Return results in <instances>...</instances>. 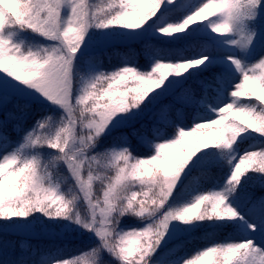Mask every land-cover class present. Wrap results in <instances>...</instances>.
Segmentation results:
<instances>
[{"label": "snow or ice", "instance_id": "snow-or-ice-1", "mask_svg": "<svg viewBox=\"0 0 264 264\" xmlns=\"http://www.w3.org/2000/svg\"><path fill=\"white\" fill-rule=\"evenodd\" d=\"M205 12L217 14L198 22ZM261 13L264 0H152L151 6L144 0H112L107 8L87 0H0V73L10 78L0 79V109L15 90L39 93L63 113L59 121L44 116L26 130L23 120L30 104L17 99L0 117V220L40 212L50 220H71L96 237L95 247L57 264H106L104 254L115 264H264V195L250 190L264 187V150L246 151L235 161L227 151L213 150L232 148L244 132L264 136V55L243 63L251 55L249 46L255 48L260 39L256 18ZM90 28L129 30L127 35L143 41L150 71L125 63L105 72L97 70L98 62H86L87 72L95 74L74 91V77H81L77 53L84 51L82 44L87 47ZM23 31L52 43L30 47L16 42ZM225 41L235 47L225 48ZM162 65L168 70L161 71ZM236 73L239 82L234 83ZM249 86L254 90L247 91ZM167 97L171 102L162 104ZM145 116L151 123L134 127ZM200 120L209 122L207 135L182 147L189 134L184 129L194 124L191 131L198 132ZM10 124L18 138L10 137ZM124 127L130 129L128 135L114 136L110 146L98 149L102 137ZM221 130L224 142L218 141ZM129 136L155 154L137 158ZM44 149L54 154L45 155ZM242 158L251 161L247 168L237 167ZM61 164L74 178L77 194L59 191L56 170ZM106 169L115 175H104ZM249 173L255 179L246 187L241 182L252 179ZM198 176L220 190L194 194L200 185L192 181ZM95 181L103 184L102 199L93 197ZM154 188L158 198L152 196ZM79 194L88 204L86 215L78 210ZM221 200L223 215L216 208ZM186 212L199 218L186 219ZM126 215L147 223L139 230H120ZM205 220L220 221L214 227L230 229L237 238L206 246L192 260L177 255L178 245L164 247L166 235L169 240L185 235L180 224ZM171 221L180 224L170 229Z\"/></svg>", "mask_w": 264, "mask_h": 264}, {"label": "rangeland", "instance_id": "rangeland-1", "mask_svg": "<svg viewBox=\"0 0 264 264\" xmlns=\"http://www.w3.org/2000/svg\"><path fill=\"white\" fill-rule=\"evenodd\" d=\"M88 3L96 4L101 7L107 8L108 4L112 2V0H87ZM118 2V0H117ZM138 3L142 2V0H137ZM163 2V0H162ZM204 3L209 2V0H203ZM208 11H211L209 9ZM217 13H213V16H215ZM213 16H208L207 12L201 15V17L198 18V22H206L207 19L213 18ZM257 27L259 28L260 33V39L256 41V47L251 49V55H249L244 61V64H251L255 60L259 59V55H264V13H261L256 18ZM249 23L245 22L244 25V31L247 32L249 30ZM138 31V30H137ZM129 30L123 29V28H109V29H95L90 28L88 34L85 37V40L87 41V47H85L82 44V49L84 51L78 52L77 56L79 57V67L81 70V77H74L73 81V89L74 91L78 90L83 83V80H86L89 78L90 75H94L95 73H88L86 70V62H92V63H99L98 71H113L117 68L124 66L125 63L134 66L136 63V59L132 57L131 58H123L122 63L119 66H115L114 68L107 67L103 65L100 60L96 59V55L98 52L105 50L111 46L114 45H138L139 43L143 42L140 39H137L133 36L127 35ZM176 35H183L176 34ZM230 38L235 39L236 35L230 34ZM166 41L172 40V37H165ZM14 40L16 42L23 41L25 45H28L30 47H39V46H49L52 42L45 40L43 37L36 35L30 31H23L19 32L15 37ZM255 40V38H254ZM175 43H180L179 41H176ZM225 48H233L234 45H231L227 43V41L224 42ZM91 57V60L89 59ZM162 62H171L169 60H165ZM152 61L149 59L147 60V63L141 64L138 66L140 68L139 70H148L150 71V64ZM74 64L76 62L74 61ZM214 67H218V65H214ZM232 71L235 73V69L233 67ZM236 79L233 81L239 82V74L236 73ZM0 79H10L5 76L4 73H0ZM79 81V83H77ZM15 83V82H14ZM133 84H129V87H133ZM23 87L22 85L20 86ZM118 91L121 89H117ZM254 89L249 86L247 91L251 92ZM14 94L11 97V100L5 103L4 107L0 109V117L8 112L9 108L12 107V104H14L17 99L20 100L21 103H29L30 104V110H34L35 115L30 120V123L28 126H26L27 129H31L33 125L36 123L38 119H41L44 116H52L54 121H59V118L63 114L61 110L53 105H50L47 100H45L43 97L39 95V93H34L31 95H25L23 93L16 92L13 90ZM171 98V97H167ZM243 98H246L243 100ZM247 97H241V100L243 102H247ZM253 103H258L254 98H252ZM39 112L43 115H38ZM76 115L78 116L79 113L77 112ZM213 118H216L213 114ZM145 120H149L147 116H145L143 119L138 120L136 124H141ZM198 124L201 125L202 128L208 127V121L207 120H200L197 121ZM134 125V126H135ZM192 127H195V125H190L189 127H186L184 131L189 133L185 136V144L182 145V147H187L188 145H191L192 143L196 142L198 139L202 138L199 136H196V133H192L191 129ZM13 132H17L15 128L12 125ZM86 129H84V132L86 133ZM130 129L127 127L120 128V129H114L110 134H106L101 139V144H99L97 147L99 150H102L105 147H108L112 144V139L110 141H107V139L111 136L116 134H129ZM171 131V130H169ZM201 133H199L200 135ZM207 133H204L203 136H206ZM199 137V138H198ZM171 138H175V136H172ZM129 139H131V136H129ZM246 141L244 144H242L239 149H237L235 146L238 142ZM139 142V141H138ZM156 142H166L165 140H159ZM256 150H264V136L258 135L255 132H244L241 134V136L237 139L235 144L230 149H224L222 151H227L229 155L233 158L235 161L239 158V156L243 155L246 151H256ZM171 154H176V149H168L166 150ZM217 153L222 152L218 150H214ZM155 154V153H154ZM2 158V157H0ZM221 166L223 169L227 170L229 168V165L226 161H221ZM66 167V165H65ZM68 171V170H67ZM67 178L69 180L68 182V188L67 190H64L61 186L59 191L61 193L65 194H77L79 192L78 188L75 185L74 178L71 177V173L68 171L66 172ZM104 175L108 176H114L115 172L112 169H106L103 173ZM86 175V173H85ZM252 179L251 180H242L241 183L245 184V186H249L252 184V180L255 179V175L253 173L248 174ZM220 186L223 185V179L219 181ZM137 190H139V185L137 184ZM264 187H255L253 186L250 190H259L263 191ZM103 184L101 181H95L93 185V197L94 198H101L103 197ZM210 190H216L219 191L220 187L213 188V184L210 187ZM196 194V193H194ZM197 195V194H196ZM227 203V201H226ZM203 207V205H201ZM78 210L82 215H86L89 212L88 204L83 198V194L78 195ZM203 222V221H202ZM147 223L146 220L141 219L140 217H134L131 215H126L121 218L119 223V229L120 230H131L132 228H135L136 230H139L141 227H143ZM203 223L206 225H213L221 223L220 221H214V220H205ZM172 224H180L179 221H171L169 224V228L171 229ZM196 227V222L192 225H184L180 224V230L183 231L186 234L193 231ZM184 236V235H183ZM182 237V236H181ZM229 238H237V234L233 233L231 230L229 232V235L227 236ZM24 238H45L43 240L36 241V243H33V247L35 248V251L31 250L32 248L22 249L20 247L21 243H25L29 245L30 242ZM49 240V241H48ZM52 240V241H51ZM165 240H167V244L175 239L169 240L167 235L165 237ZM224 242V241H223ZM98 244V241L96 237L91 233L87 232L83 228H81L79 225L72 223L71 220H50L48 217L42 215L40 212H34L27 217H13L10 220H0V258L8 257L10 259H16L17 256L23 255L24 260L20 261L19 264H57V261H63V260H69L73 257L79 256L81 253L87 252L89 249L95 247ZM162 245H164V241H162ZM206 246H215L212 245H206ZM206 246L199 247L198 249H190L182 253L181 255L184 256L187 260H192L197 254L198 251L205 250ZM103 260L106 262V264H115V261L112 260L111 257H109L107 254L103 255Z\"/></svg>", "mask_w": 264, "mask_h": 264}, {"label": "trees", "instance_id": "trees-1", "mask_svg": "<svg viewBox=\"0 0 264 264\" xmlns=\"http://www.w3.org/2000/svg\"><path fill=\"white\" fill-rule=\"evenodd\" d=\"M176 44L179 47H183V45H181L180 43H176ZM185 54L191 55V51H186ZM132 57L134 59H136L135 67H138L141 64L147 63L148 57L146 56V54L144 52L143 42L139 43L138 45H131V44L130 45H123V44L114 45V46H111L105 50L98 52V54L96 55L97 60H100V62L103 65H105L107 67H111V68H114L115 66H119L122 63L123 58H131L132 59ZM188 83L192 84L193 88L197 87V85L192 83L191 80L188 81ZM244 99H246V98H243V100ZM246 101L248 102V99ZM170 102H171V98H165L164 100L161 101L162 104H168ZM251 102H253V100ZM176 107H180V105H176ZM10 109L11 108H9V110ZM34 112H35L34 110L29 109L25 119L23 120V127L26 130H27L26 126H28L32 117H34L33 115H35ZM38 115H43V114H41V112H39ZM142 123L150 124L151 121L145 120ZM141 124H136L134 127L139 128ZM8 132H9L10 137L18 138L17 132H13L11 124L8 126ZM199 133H200L199 131L196 132V136L202 137V134L199 135ZM118 135L119 134L114 133V135L109 137L107 139V141H110L114 136H118ZM130 141H131V146H132V150L134 152V155H136L137 158L150 159V156L155 153L154 148L151 151L150 148L139 143L135 137H131ZM245 142L246 141L238 142L235 147L237 149H239V147L242 144H244ZM213 150L222 151L224 149L223 148H217V149H213ZM51 151H53V150H48V149L43 150L45 155H48L49 153H51ZM150 151H151V153H149ZM51 154H54V153H51ZM66 172H68L67 167H65V165H63V164H61V166H58V168L56 170L57 179L60 182V186L64 190H67L68 182H69L68 178L66 177L67 176ZM214 174H216V173H214ZM192 183L200 185L199 190L196 192L197 195L198 194H206L207 191H209L210 187L212 186V182L210 181V179H205V178L200 177V176L196 177L192 181ZM253 192H255L256 195H264V189H263V191L253 190ZM203 222H196V227L193 231H191L188 234L180 237L179 239H175V240L171 241L170 243L164 245V247L171 248L174 245H178L177 255H181L185 251L193 249V248L198 249L199 247H203L206 245H212V244L215 245L216 243L223 242L224 239L229 235L230 229H217L214 227V225H215L214 223H213V225L208 226ZM24 239L25 240L27 239L28 242H30L28 245L29 246L28 248H32L31 250H33V251H35V248L32 245L33 243H36V241H39V240L46 241V240H44L45 238H43V239H41V238H36V239L24 238ZM164 247H161L160 249H158L157 254L159 252L163 251ZM24 259L25 258L23 255L17 256L16 259H10V258L5 256V258H0V264H19V262L23 261Z\"/></svg>", "mask_w": 264, "mask_h": 264}, {"label": "clouds", "instance_id": "clouds-1", "mask_svg": "<svg viewBox=\"0 0 264 264\" xmlns=\"http://www.w3.org/2000/svg\"><path fill=\"white\" fill-rule=\"evenodd\" d=\"M144 3H145L146 6H151V4H152V0H144ZM166 70H168V66L162 65V66H161V71H166ZM241 119H242V120H245L246 118L243 117V116H241ZM249 126H253V125L251 124V122H249ZM197 131H199V132L203 135L204 133H206V132L208 131V129H207V128H201V129H198ZM224 134H225V130H221V131H219V132L217 133V137H218V141H219V142H224ZM250 163H251V161H247V160H245L244 158H242L241 161H240V164H238L237 167H238V168H242V167H243V168H247V167L249 166ZM152 196H153L154 198H158V197H159V191H158L157 188H154V189L152 190ZM151 203H152V201L150 200V201H149V205H150ZM216 208H217V213H218V214H221V215L225 214L226 209H225V207L223 206V201H222V200L217 202V204H216ZM144 210L147 211L148 208L145 206V207H144ZM193 211H195V210H193ZM185 215H186V219H187V218H199V217H193V212H186Z\"/></svg>", "mask_w": 264, "mask_h": 264}]
</instances>
